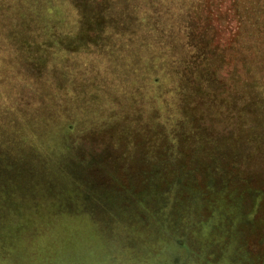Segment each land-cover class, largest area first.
<instances>
[{"label":"rangeland","instance_id":"374dc122","mask_svg":"<svg viewBox=\"0 0 264 264\" xmlns=\"http://www.w3.org/2000/svg\"><path fill=\"white\" fill-rule=\"evenodd\" d=\"M0 134V264H264V0H0Z\"/></svg>","mask_w":264,"mask_h":264},{"label":"trees","instance_id":"16d2710c","mask_svg":"<svg viewBox=\"0 0 264 264\" xmlns=\"http://www.w3.org/2000/svg\"><path fill=\"white\" fill-rule=\"evenodd\" d=\"M4 127H6V125H4ZM0 135L2 136V137H0V149H3V153H4V152H6L4 150L8 147V145H10V143L12 141L14 142V139H12L10 141V143H9L6 140V138H4V134H0ZM1 190H3V191L0 192L1 194H3L2 199H3V201H5V198H6L7 194L9 195V191L8 190H4L3 187L1 188ZM11 198H13L14 200H16L18 197L16 195H13Z\"/></svg>","mask_w":264,"mask_h":264}]
</instances>
